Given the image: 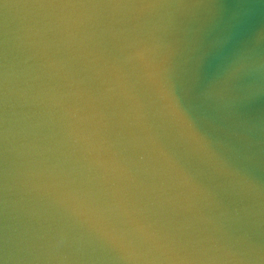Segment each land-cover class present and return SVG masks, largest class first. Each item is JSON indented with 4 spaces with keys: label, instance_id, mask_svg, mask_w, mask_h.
I'll return each instance as SVG.
<instances>
[{
    "label": "water",
    "instance_id": "obj_1",
    "mask_svg": "<svg viewBox=\"0 0 264 264\" xmlns=\"http://www.w3.org/2000/svg\"><path fill=\"white\" fill-rule=\"evenodd\" d=\"M0 264H264V0H0Z\"/></svg>",
    "mask_w": 264,
    "mask_h": 264
}]
</instances>
